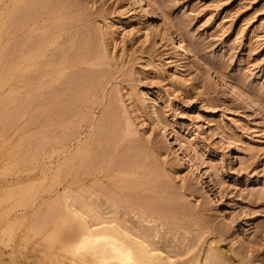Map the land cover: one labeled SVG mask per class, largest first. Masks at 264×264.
<instances>
[{
    "label": "rangeland",
    "instance_id": "374dc122",
    "mask_svg": "<svg viewBox=\"0 0 264 264\" xmlns=\"http://www.w3.org/2000/svg\"><path fill=\"white\" fill-rule=\"evenodd\" d=\"M53 36L57 61L102 57L72 70L74 95L24 66ZM102 169L164 214L181 259L264 264V0H0V264H95L65 244L62 187Z\"/></svg>",
    "mask_w": 264,
    "mask_h": 264
},
{
    "label": "bare ground",
    "instance_id": "6f19581e",
    "mask_svg": "<svg viewBox=\"0 0 264 264\" xmlns=\"http://www.w3.org/2000/svg\"><path fill=\"white\" fill-rule=\"evenodd\" d=\"M36 5H37V3H36ZM42 8H44V7H42ZM14 18H16V17H14ZM12 21H14V20H12ZM12 23H14V22H12ZM29 34L30 33H28V35ZM23 38H24V36H23ZM55 43H56V38L54 36H53V38L44 39L41 42L39 41L36 44L35 43H29L27 48L24 49L25 53L23 56V62H24L25 68L29 72L37 69V70H39L38 72L42 73L43 75L50 76V78H51L50 87L52 88V92H53V89L58 90L60 88L59 87L60 85L65 84L64 89L63 88L60 89L62 91L61 92L59 91L60 93L55 94L56 98H57L59 96L60 97L61 96H69L73 92L75 93V90L73 89L74 83H73L72 75H71L73 73L72 70H75L74 68H77V69L78 68H86V66H88V65L89 66H99L102 64V57L95 50H94L95 53H90L88 51L89 50L88 46H86L85 48L82 47L83 51H80L82 54L78 59H71L69 61H67L68 59L57 61L56 59H57V57H59V55H58L59 53L56 52ZM178 45L181 47V49H183L182 48L183 47L182 40H179ZM65 47H64V49H65ZM70 49L71 48H69L67 51L69 52ZM73 51L79 52V49H77V50L74 49ZM47 58H50L52 60L51 61L49 60V62H48ZM45 59H47V62L44 65ZM75 71H77V70H75ZM99 72H100V70H99ZM84 75H86V74H83V76ZM80 77H81V75H80ZM26 78H28V77H26ZM73 79H74V77H73ZM29 80L30 81L28 82V92L31 93L35 89V87L33 86V82H31L33 80L32 75L29 76ZM94 85L95 84H93V86ZM37 88H39V87H37ZM80 88L78 87L77 88L78 90L77 89L76 90L79 91ZM82 88H84V87H82ZM82 92H83V90H82ZM82 92H80V93H82ZM30 93H28L27 95L29 96ZM36 93H38V92H36ZM74 93H73V95H74ZM87 94H89V93H87ZM27 95L24 94V96H27ZM50 97H52V96L50 95ZM43 99H44V97H43ZM66 99L67 98H65V100H63V101H67ZM70 100H72V99H70ZM72 101H70V102H72ZM28 103H31V102H28ZM85 105H87V104H85ZM81 107L83 108V106H81ZM84 107H86V106H84ZM110 109L111 108H109V110ZM69 111H68V113H69ZM112 111H114V110H112ZM53 113H55V112H53ZM108 113H109V111H108ZM32 114L33 113H31L30 115H32ZM85 115H83V117ZM36 117H39V116H36ZM36 117H35V119H36ZM109 118L110 117H108V120H109ZM116 119H117V117H116ZM112 123H113V121H112ZM115 124H116V121H115ZM130 125H132V123ZM54 126H56V125H54ZM54 128L52 127V129H54ZM129 131H130V129H129ZM42 132H40V133H42ZM61 134H63V133H61ZM130 134H131V132H130ZM109 135H108V137H109ZM80 138H81V136H80ZM80 138L77 137V144L75 145V149L73 151V153H75L76 155L82 149L85 150L86 146L90 145V143L88 142V139L81 140ZM66 147H67V143L64 141L62 143V147H61L62 154L64 153V150ZM114 165H116V164L114 163ZM110 171H108L106 169H102V170L97 171V172H95V171L89 172L88 174H86V175L84 174L82 176H79L78 178L69 182V183H71V186H69L70 184L69 185L64 184V187H62V189L65 192H68V190H70V192L72 191V193H73L71 196V199H70L71 203L68 204L66 208H67L69 216L72 218L71 222L73 220L76 221V222L74 221L75 224L73 225L72 228L69 227L71 233L72 232L75 233L76 237H74L75 239L73 238L71 241H68L65 244H67V246L73 250L74 254L79 256V258L82 259V261H84V262L88 261V262H92L95 264H199V260L197 258H194L193 256L181 259L186 255V253L191 248L189 249L188 246H184V247L181 246L182 247L181 248V247L176 246V245H175L176 247L174 248V245H172L171 241L167 240L165 235L162 234L161 228L166 224V222H165L166 220L163 219V216H162L164 214L161 215L160 213L155 212L151 207H149L146 204L138 203L136 201L137 198H135L136 197L135 195H137L136 193H137L138 189L127 188V187L121 186L116 181H110V179H108V178H110L109 177L110 175H112V174L117 175L123 171H121V170H114L111 172ZM65 180H66V178H65ZM64 181H63V183H64ZM66 181H68V180H66ZM72 186H74V189L71 188ZM51 187L52 186H50V188ZM53 198H54V196H53ZM66 203H67V201H66ZM50 205H51V202H50ZM49 210H51V209H49ZM51 219H52V217H51ZM59 219H60V217H59ZM55 223H56V221H55ZM52 229H53V227H52ZM3 230H4V228H3ZM172 230H174V229L172 228ZM54 234H56V233H54ZM46 235H47V233H46ZM50 238H51V236H50ZM47 239H49V238H47ZM74 242L76 243L75 245H73ZM186 245H187V243H186ZM168 247H172V249L166 250V248H168ZM206 251H207V249H206ZM85 252H87L86 255L84 254ZM224 252L222 250L218 249V250H215L214 252H212L211 255L209 253V256L207 255L208 257L205 258L203 263L204 264H223V261L225 262V260L229 259V258H226V256H225L226 253H224ZM175 256L180 257V259H178V261L180 263H175L177 261L174 258ZM225 264H227V263L225 262Z\"/></svg>",
    "mask_w": 264,
    "mask_h": 264
}]
</instances>
